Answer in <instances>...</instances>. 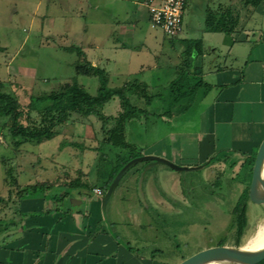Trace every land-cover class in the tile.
I'll list each match as a JSON object with an SVG mask.
<instances>
[{
    "label": "crops",
    "instance_id": "obj_1",
    "mask_svg": "<svg viewBox=\"0 0 264 264\" xmlns=\"http://www.w3.org/2000/svg\"><path fill=\"white\" fill-rule=\"evenodd\" d=\"M146 1L55 0L62 8L69 9L75 4L78 6L79 3L87 2L88 10L108 9L111 13L118 14L116 21L119 28L118 31L113 30V32L117 31L118 39L113 48L120 49L124 55L132 46L127 40H133L137 36L138 22L147 18L150 24ZM126 2L132 3L133 7L127 8ZM210 2L214 9L231 4L230 6L240 13V25L234 33L215 32L219 36H212L211 40H216V44L222 46L220 50L215 44L206 47L205 37L202 35L204 50L191 63V73L201 76L210 85L199 89L200 102L203 103L200 114L203 116V129L199 133L171 132L168 135L174 141L172 147L162 148L159 151L161 153L156 155L179 165L188 166L202 165L215 156L214 163L204 165L200 179L192 180L184 174L174 172L173 168L166 164L164 166L145 164L138 167L118 186L106 211L102 207L103 196L97 195L94 191L72 187L67 184L68 177L66 181L60 180L63 179L60 177L55 182L57 184L61 182L60 185L63 186L61 194L52 197L49 192H40L25 196L19 201L22 216L16 213L4 217L8 220L13 217L18 221V225L9 227L5 233L0 232V264H161L157 257L163 251L148 253L143 249L150 250L153 249V244H158L159 241L155 240V236L160 232L159 227L166 233V238H169L170 225L174 221H181L180 218L184 217L191 207L192 199L201 197L200 189L212 183L216 187L218 184L220 186V190L218 189L220 195L215 192L212 205L214 211L218 212L217 216L222 218L230 212L234 214L236 220L235 207L224 204L227 200L226 195L232 201H237L245 189L251 187L255 154L264 140V3L259 7L245 4V8L240 10L231 0L228 3L222 0ZM242 11L245 15L250 13L252 16L261 13L262 21L257 20L255 24L250 25L247 18L249 14L243 17ZM121 13L126 17H120ZM82 24L77 22L78 35L85 34ZM151 28L155 29L152 26ZM143 38L146 40L145 36ZM91 39L89 45L91 47L89 50L93 52L91 55L83 43H78L76 47L87 50L93 65L99 66L103 62L102 68H108V63L115 59L112 60L107 51L98 53L96 50L101 49L98 47L100 44H95L98 39L96 37ZM106 43L108 42L102 44L106 45ZM97 55L99 60L96 59ZM184 55L186 56L177 53L176 57V52H167L166 58H169L167 64L172 63L177 67ZM185 60L181 63H185ZM154 63L143 64L138 69V74L147 67L157 66L159 61ZM149 88L151 89L150 85ZM145 133L143 131L138 136L143 144L149 141L148 136H144ZM184 139L196 143V153L189 155L186 149L179 151L175 149L176 143ZM156 141L164 140L157 138L153 142ZM186 143L188 142L182 145ZM145 154L147 153L144 151ZM82 173L85 174L84 179L94 184V181L87 178L86 171ZM140 188L144 193L145 201L140 196ZM250 202L253 201L249 197L248 225L239 246L244 244L250 228V210L264 209V205L253 202L256 205L253 206ZM128 203L133 205L131 209L129 208L130 214L137 219L141 218L138 228L141 232L138 235L135 228L130 227L129 224H127L129 228L119 229V226L126 224L121 215L124 214L122 207ZM148 205L151 206L152 213L148 211ZM117 233L131 243L134 251L116 238ZM258 264H264V260Z\"/></svg>",
    "mask_w": 264,
    "mask_h": 264
},
{
    "label": "rangeland",
    "instance_id": "obj_2",
    "mask_svg": "<svg viewBox=\"0 0 264 264\" xmlns=\"http://www.w3.org/2000/svg\"><path fill=\"white\" fill-rule=\"evenodd\" d=\"M210 1L189 0L184 32L180 37L172 39L163 30L152 29L147 18L138 22L137 36L133 40H127V43H132V46L124 55L120 49L113 48L118 39L119 24L116 21L118 14H113L108 9L88 10L87 2L79 3L78 6L75 4L76 8L74 6L67 9L62 8L55 0H0V44L4 47V50L0 52V92L11 94L22 104L27 105L31 95L60 89L77 79L88 91L97 94L99 90L98 76L88 74L86 72V57L70 49V47L79 45L78 43H83L84 47L89 50L91 38L96 37L98 40L95 44H100L98 47L101 48L96 51L98 53L107 51L110 58L115 59L108 63V68L106 67L110 76V86H122L132 78H140L151 86L153 93L159 95L149 106L143 99L129 94L135 105L147 108L150 114H141L137 124L130 126L128 131L130 140L137 143L140 142L138 136L143 131L146 132L144 136H148L149 141H144V144L143 142L139 143V145L142 144L140 148H143L146 155L161 153L159 151L162 148H171L174 143L168 135L171 132L192 131L199 133L203 129V116L200 115L202 113L201 104H203L200 102L201 90L195 96L193 109L191 107L188 111L181 112L178 111L180 105L170 106L168 92L170 81L178 77L179 70L184 66V63L181 62L187 57L182 56V61L180 62L179 59L180 63L175 67L176 65L172 63L167 64L169 58H166V54L172 51L176 52V57L177 53L186 54L187 41L194 42L197 39H202V35L205 37L206 47L209 48L210 45L215 44L219 50L222 49V46L216 44V40H211L212 36L219 35L206 30L207 9H214ZM222 1L229 2V0ZM231 1L240 10L246 6V0ZM126 4L127 8L133 7L130 2H126ZM243 14V17L249 14L247 18L250 25L255 24L257 20L262 21L263 18L261 13L252 16L250 13L245 15L242 11ZM120 17L126 16L122 14ZM77 22L83 23L82 29L85 34H76ZM113 22L114 24H112ZM114 29L117 31L113 32ZM103 42L108 43L103 45ZM85 48L87 59L90 61ZM88 52L90 55L93 53L91 50ZM98 57L97 55V60H99ZM157 60L159 61L157 66L147 67L141 74H138V69L143 64H155L154 62ZM102 65H104L103 62L99 66L102 67ZM79 66L83 69L79 70ZM185 103L187 101L181 105ZM121 109L120 99L114 98L106 104L104 112L110 117H116ZM33 119L39 122L38 113H33ZM114 124L115 120H111L106 126L111 127ZM10 125V116H0V217L16 214L15 208L17 204L20 206V202L12 201L10 193L25 192L30 184L46 182L50 185L55 183L56 185L48 193L52 196L61 194L63 191L61 182L58 184L55 182L60 177L63 178L60 180L66 181V177H68L71 181L86 171L87 178L95 183L100 155L103 152L110 153L109 146L103 142V121L94 116L88 118L74 114L66 125L59 128L57 136L53 139L42 143L27 142L21 146L14 144L10 135ZM157 138L164 141L153 142ZM184 142L188 143L182 145ZM98 147H101L102 150H98ZM196 147L194 141L184 139L180 143H176L175 149L177 151L186 149V153L190 155L196 153ZM144 165L145 162H142L138 166ZM160 165L164 166V164ZM10 168L13 169V175L18 179L20 185H10L8 175ZM172 170L184 174L190 180L200 179L203 174V169ZM218 189L220 190L219 184L216 187L213 183L202 187L200 189L201 197L193 198L190 203L191 207L186 211L184 217L180 218L181 221H174L168 228L170 237L166 238V233L159 227L160 235L158 233L155 236V240L159 241L158 244H153V249L144 248L143 251L149 253L161 250L163 253L157 257L161 264H179L187 257L206 248L222 243L235 244L237 234L233 230L234 214L228 212L221 218L217 216L218 212H215L212 206L213 198L216 196L215 192L219 194ZM226 197L227 200L224 204L233 205L232 208L235 207L239 198L237 201H232L228 195ZM250 204L256 206L253 202ZM131 205L132 203H128L122 207L124 214L121 215V218L126 224L119 226V229L125 230L126 227L129 228L127 225L129 224L130 227L135 228L136 235H138L141 232L138 230L141 218L137 219L130 214ZM249 215L251 218L250 228L244 243L264 222V209L250 210ZM170 238L172 239L170 240Z\"/></svg>",
    "mask_w": 264,
    "mask_h": 264
},
{
    "label": "trees",
    "instance_id": "obj_3",
    "mask_svg": "<svg viewBox=\"0 0 264 264\" xmlns=\"http://www.w3.org/2000/svg\"><path fill=\"white\" fill-rule=\"evenodd\" d=\"M264 0H246L245 4L253 7H259ZM206 30L210 32L234 33L240 25V13L233 9L232 6L221 7L218 10L207 9L206 12ZM71 50L77 51L80 55L86 57L88 74H94L99 79V90L97 94H92L86 87L80 84L77 79L60 89L41 94H33L27 105L22 104L17 98L8 93L0 92V116H10V135L16 146H21L27 142L42 143L51 140L57 136L59 128L66 125L74 114L84 117H97L103 121L104 143L109 146L110 153L103 152L100 155L98 164L96 182L90 183L84 179L83 173L77 179L69 181L67 184L72 187H78L93 192L96 188H102L105 192L110 187L119 171L133 158L144 155L143 148L136 141L130 140L129 127L137 124L141 114H150L147 108L135 105L129 94H133L143 99L147 105H152L158 94H153L148 83L140 78H134L122 86H110V76L106 69L93 65L88 59L85 51L81 47H70ZM4 48L0 44V52ZM203 41L197 39L194 42L187 41L186 63L179 70L178 77L169 85L170 106H179L178 111H187L193 106V101L201 87L210 85L204 79L196 74L191 73V63L203 53ZM79 70L83 69L80 66ZM114 98L120 99L121 110L116 117H110L104 112L106 104ZM185 104L181 105L183 102ZM40 116L39 122L33 119V113ZM115 120L111 127L106 125ZM140 148V149H139ZM98 150L102 148L98 147ZM216 157L213 156L204 165L214 163ZM150 161L145 162L149 164ZM139 165V164H138ZM133 167L122 179V181L139 166ZM10 185H20L18 179L13 175V169L8 170ZM121 181V183H122ZM120 183V184H121ZM55 183L48 184L37 183L30 184L29 187L17 194L10 193L12 201H20L25 196L37 194L40 192H49ZM248 186L241 198L237 201L235 211L237 214L233 230L237 234L236 245L241 244L242 237L248 225L247 201L249 200ZM54 195H52L53 197ZM16 197V199H13ZM51 197V198H52ZM19 203V202H17ZM150 213L153 212L150 205L147 206ZM15 212L22 216L20 206L17 204ZM16 219L8 220L0 218V232L5 233L9 227L17 226ZM116 238L127 244L131 250L134 248L131 243L124 239L119 233L115 234ZM225 244V243H222ZM221 244V245H222ZM138 251V250H135Z\"/></svg>",
    "mask_w": 264,
    "mask_h": 264
},
{
    "label": "water",
    "instance_id": "obj_4",
    "mask_svg": "<svg viewBox=\"0 0 264 264\" xmlns=\"http://www.w3.org/2000/svg\"><path fill=\"white\" fill-rule=\"evenodd\" d=\"M150 161V166L156 164H166L177 171H191L202 169L204 165L185 166L179 165L165 157L157 155H142L130 160L116 175L110 187L102 197V207L106 211L108 204L113 199L118 186L125 175L136 165ZM264 140L259 146L257 155L255 157V164L253 168V178L249 190L250 199L259 205H264ZM140 196L145 201L142 189L139 190ZM264 260V247L261 249H245L242 246L233 245H217L201 250L190 257H187L179 264H258Z\"/></svg>",
    "mask_w": 264,
    "mask_h": 264
},
{
    "label": "built area",
    "instance_id": "obj_5",
    "mask_svg": "<svg viewBox=\"0 0 264 264\" xmlns=\"http://www.w3.org/2000/svg\"><path fill=\"white\" fill-rule=\"evenodd\" d=\"M146 5L153 28L163 30L170 37L182 34L188 0H147ZM94 192L101 197L106 193L102 188Z\"/></svg>",
    "mask_w": 264,
    "mask_h": 264
},
{
    "label": "bare ground",
    "instance_id": "obj_6",
    "mask_svg": "<svg viewBox=\"0 0 264 264\" xmlns=\"http://www.w3.org/2000/svg\"><path fill=\"white\" fill-rule=\"evenodd\" d=\"M264 177V166H263ZM245 249H261L264 247V222L259 226L257 231L248 237L245 243L242 245ZM210 264V263H206Z\"/></svg>",
    "mask_w": 264,
    "mask_h": 264
}]
</instances>
